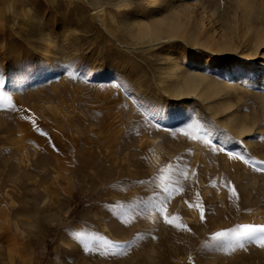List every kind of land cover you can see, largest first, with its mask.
I'll return each mask as SVG.
<instances>
[{"label":"rangeland","instance_id":"374dc122","mask_svg":"<svg viewBox=\"0 0 264 264\" xmlns=\"http://www.w3.org/2000/svg\"><path fill=\"white\" fill-rule=\"evenodd\" d=\"M179 1L0 0V264H264L256 244L228 254L211 239L264 224V0ZM154 14L196 40L138 38L158 30ZM230 38V50L201 45ZM191 52L209 56L205 72L220 82L243 73L228 109L163 91L164 59L199 70ZM183 100L190 108L173 121ZM197 122L211 143L191 138ZM73 233L102 239L85 252Z\"/></svg>","mask_w":264,"mask_h":264},{"label":"bare ground","instance_id":"6f19581e","mask_svg":"<svg viewBox=\"0 0 264 264\" xmlns=\"http://www.w3.org/2000/svg\"><path fill=\"white\" fill-rule=\"evenodd\" d=\"M67 4L70 7H74L76 3H79L80 1L85 2L92 7H94V2L95 1H101V0H65ZM145 5L144 7H149L152 4H156V8H159L160 5L162 4L163 0H145ZM184 8H189L190 2L188 0H180L179 1ZM150 11L144 12L145 17H149L150 15L148 14ZM156 19V25H158V30H147L143 31L142 33L136 34V36L140 39H144L146 36H150L151 38L157 39L156 41L152 42L151 45H156L161 41L162 33L165 32L170 36H177L180 37L182 40H192L195 41L196 38L194 37L193 34L187 29L186 25L182 22L175 23L172 26H168L169 28L167 29L165 27V19L164 18H159L158 15L154 14L151 15ZM176 16V15H175ZM179 20V19H178ZM141 24V23H139ZM152 27V26H151ZM156 27V26H155ZM157 29V28H155ZM105 30V29H104ZM243 39H241V44L244 47H251V45L255 42L254 38L251 36L249 32H244ZM263 37H259L261 39ZM160 39V40H159ZM53 38L48 37V48L42 52V59L45 60H50L51 56L54 55V47L51 45L53 44ZM259 41V40H258ZM224 43L222 44H217V43H211V44H201L204 49H207L208 52L210 53H215V51L219 50H225V49H231L232 47V39H227L226 41H223ZM219 43V42H218ZM200 52H197V57L199 58ZM206 55V54H205ZM246 56V55H244ZM191 57L194 59H189L190 61L193 62H198L201 65V68L199 70H195L190 68V66L187 65V62H178L176 59H172L171 55L166 57L164 59L165 65L163 76L161 77V87L163 91L172 93L173 95H190L193 96L197 99H201L207 101L209 109H213L215 113H218L221 111L220 109H228L229 106L226 103V95L233 89L235 88L234 85H239L241 84L242 81V74L243 73H238L234 72L231 74V79L225 81V82H220L217 79H213L210 77L206 72V68L208 67V63L210 62V59L206 57L205 61H199L195 57V53L191 52ZM244 62H250L251 59L243 58ZM202 63V64H201ZM197 64V63H196ZM240 69H243V65H239ZM162 68V69H163ZM163 71V70H162ZM32 78H36V74L32 75ZM234 80V81H233ZM239 92V91H237ZM236 92V93H237ZM230 94V93H229ZM214 99V100H213ZM190 102L183 100L182 102V107L179 109V111H175L173 113L172 120L175 121L178 119V117L184 112L188 111L190 108ZM212 112V111H211ZM229 121L230 123H234L235 118L234 115L231 114L229 115ZM233 127H235L234 124H232ZM229 127V126H228ZM238 128V127H237ZM235 130V129H234ZM238 132H243V128L239 127Z\"/></svg>","mask_w":264,"mask_h":264},{"label":"snow or ice","instance_id":"6c2138e0","mask_svg":"<svg viewBox=\"0 0 264 264\" xmlns=\"http://www.w3.org/2000/svg\"><path fill=\"white\" fill-rule=\"evenodd\" d=\"M64 71L71 77V76H76L79 75L82 70L76 69L74 65H65L64 66ZM152 115V118L155 119V114H150ZM189 128L195 127L198 135L197 136H192V139H201L205 143H211V140L209 139L210 133L207 132L206 129H204L203 125H200L198 122L193 124V123H188L186 125ZM177 131L182 132L185 135H188L187 132H184L183 128H178ZM213 150H217L215 147ZM219 151H224L223 148H220ZM231 156L232 154L229 153ZM233 158H240L243 159V157H233ZM245 163H248L247 160L244 161ZM264 163V162H262ZM256 171H261L264 172V167H259L255 169ZM163 172L164 170L161 169ZM165 192L168 191L167 187L163 189ZM231 195L235 196L238 199V195L236 193V190L234 188L231 189ZM193 205H189V207H192ZM200 209L201 213V219L204 218V209L202 205L197 204L195 205ZM156 211L157 213L165 212L166 209L163 204L157 205L156 206ZM165 222L169 224H174V221L178 219L176 216H172L169 218L167 215L164 217ZM174 227H176L178 230L182 231H191L187 225L183 223H175ZM73 238L77 239L78 242L82 245L83 250L85 252H94L96 250V244L101 241L102 238L100 237H86L82 233H73ZM212 241L216 242L222 250L226 251L228 254H231V252L236 251L237 249H246V243L249 244H256L258 247L264 248V224L256 225V224H242L238 225L233 229H229L226 231H221L215 233L211 237ZM108 247L112 248H121V245L118 244H110ZM104 254H109L107 251ZM112 255H117V254H124V253H118V252H112ZM191 261V257L189 258Z\"/></svg>","mask_w":264,"mask_h":264}]
</instances>
